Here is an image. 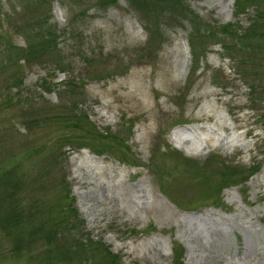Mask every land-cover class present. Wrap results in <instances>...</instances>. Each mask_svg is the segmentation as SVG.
I'll list each match as a JSON object with an SVG mask.
<instances>
[{
    "label": "rangeland",
    "instance_id": "obj_1",
    "mask_svg": "<svg viewBox=\"0 0 264 264\" xmlns=\"http://www.w3.org/2000/svg\"><path fill=\"white\" fill-rule=\"evenodd\" d=\"M131 1L0 0V199L32 209L19 233L51 227L69 264H104L105 249L121 264H264V0H178L171 15ZM46 35L52 54L29 57ZM77 104L82 135L56 116ZM65 190L73 228L48 221ZM8 234L0 264H43L48 247L22 257Z\"/></svg>",
    "mask_w": 264,
    "mask_h": 264
},
{
    "label": "trees",
    "instance_id": "obj_2",
    "mask_svg": "<svg viewBox=\"0 0 264 264\" xmlns=\"http://www.w3.org/2000/svg\"><path fill=\"white\" fill-rule=\"evenodd\" d=\"M112 1L114 0H106V2H102V4L105 5L103 7L110 5ZM166 1L171 3L170 9L168 11L170 15L172 14V10L174 8H181L178 0H166ZM131 4L135 10L142 13H146L150 5V3L146 0L131 1ZM252 24L253 23H251L248 28H250ZM46 36L49 38V40L43 41L42 45L40 46V51H37L36 49H34V47L30 48L29 52H27V55L29 57H32L31 55H33V53H42L43 55L52 54V51L50 50L51 48L50 35H46ZM242 38L246 39L247 35L244 34ZM54 48L56 47H53V49ZM225 49L227 48L225 47ZM56 61L61 62V60L58 58H56ZM62 65L63 64L60 63L58 64V67L61 68ZM18 85H20V80L18 81ZM75 88L76 87L73 88V84L69 83L67 85L66 91L68 96L70 97L71 95L74 96L72 98H77L80 96V93L76 95L74 92H72V90L77 91L75 90ZM72 108L62 110L60 111L59 114L56 115L58 116L57 121L59 123L60 129L69 130L73 133H76L77 135H82L91 132L92 129L94 128L90 126L89 122H86L88 120V115L82 112L81 108L78 107V104L73 105ZM63 147L64 146L59 145V148L56 149L57 150L56 152L58 153H53L56 155L57 167H59L61 160L63 158L61 153ZM223 165L225 166V163H223ZM51 168L52 169L55 168L54 165H51ZM228 170H232V168L230 166H225L224 171L227 172ZM255 170L256 168H251V174H253ZM63 182H65V179L63 180ZM63 193H64L63 195H60L59 197L56 198V202H54V204L48 210L49 214L53 216V219H50L48 221L56 227H60L63 224V226L65 227L73 228L74 223L78 221L77 220L78 216L73 207L72 199L70 197V192L65 190ZM15 196L16 194H12V196L9 198L8 201H6V199H4L3 196H1L0 199V208L4 210L3 213L0 215V226H2L4 230H7V233H9L8 237H11L10 241L12 243L13 252L16 253V255H21L24 252L22 257L29 256L30 247L28 246H30L37 239V242H41L46 247H48V249L45 250V252H48L46 254V258L44 260H41L40 262H42L43 264H51L50 263L51 259L55 258L58 259L59 262H61L64 259L62 262H67L68 264L71 263V261L69 260L70 256L58 248L57 240L54 237L55 234L50 232L51 227H49V229L45 230L43 233L39 231L38 228L35 229L27 228V231L29 232H27L28 234L24 239L25 234L23 232L19 233V231L22 227V224L26 225V227L28 224L29 227V220L32 219L29 216L31 215L32 209H27L25 208L24 205L21 206V201H18L17 204V201L15 202L14 200ZM218 201L219 200L215 199V201L212 202V204L214 206H220V203ZM23 214H24V220L22 219ZM102 250H104V247L102 245L94 244L92 242H86L84 244L79 245V251L83 253H92V256L99 255L102 252ZM104 255H105V258L103 259L104 264H121L118 261V257L112 255L106 249L104 250Z\"/></svg>",
    "mask_w": 264,
    "mask_h": 264
},
{
    "label": "bare ground",
    "instance_id": "obj_3",
    "mask_svg": "<svg viewBox=\"0 0 264 264\" xmlns=\"http://www.w3.org/2000/svg\"><path fill=\"white\" fill-rule=\"evenodd\" d=\"M214 118V116H212V115H209V114H206L205 112H204V115H203V117H200L199 119H197V120H199V121H203V120H206V121H210V120H212ZM217 121V120H216ZM218 123V122H217ZM237 127H234V129H236ZM199 130H201L202 128L200 127V128H198ZM222 130L223 131H229V129L227 128V127H222ZM246 134H249V132H246ZM187 141H190L189 139H187ZM246 150V149H245ZM245 152H247V150L245 151Z\"/></svg>",
    "mask_w": 264,
    "mask_h": 264
}]
</instances>
